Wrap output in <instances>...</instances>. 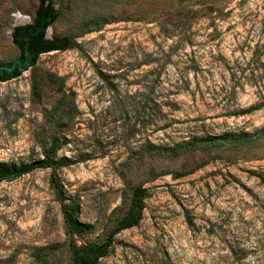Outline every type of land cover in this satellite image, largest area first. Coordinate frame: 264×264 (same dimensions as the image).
Returning a JSON list of instances; mask_svg holds the SVG:
<instances>
[{"label":"rangeland","instance_id":"374dc122","mask_svg":"<svg viewBox=\"0 0 264 264\" xmlns=\"http://www.w3.org/2000/svg\"><path fill=\"white\" fill-rule=\"evenodd\" d=\"M41 54L0 81V264H70L145 188L97 264H264V0H52ZM38 0H0V64ZM58 191V192H57Z\"/></svg>","mask_w":264,"mask_h":264},{"label":"trees","instance_id":"16d2710c","mask_svg":"<svg viewBox=\"0 0 264 264\" xmlns=\"http://www.w3.org/2000/svg\"><path fill=\"white\" fill-rule=\"evenodd\" d=\"M59 16L58 9L52 0H38L30 22L13 27L12 42L19 50L18 57L5 64H0V81H8L19 77L25 70L33 67L41 54L54 50H65L76 46V42L68 36H47V29ZM49 156L27 166L15 167L7 162H0V182L17 177L36 165L48 166ZM58 192V191H57ZM145 188L138 185L133 190V197L127 214L111 229L107 237L96 244L80 245L76 242L74 233L79 231L81 223L73 217L72 207L61 198V205L67 232L70 235L72 260L70 264H97L105 256L114 242L115 235L123 229L137 225L145 207Z\"/></svg>","mask_w":264,"mask_h":264},{"label":"water","instance_id":"95a60500","mask_svg":"<svg viewBox=\"0 0 264 264\" xmlns=\"http://www.w3.org/2000/svg\"><path fill=\"white\" fill-rule=\"evenodd\" d=\"M26 23H28L26 18L22 17V16H19L18 21H17V23L14 26L19 25V24H26Z\"/></svg>","mask_w":264,"mask_h":264}]
</instances>
